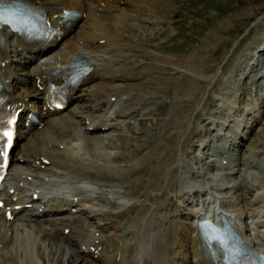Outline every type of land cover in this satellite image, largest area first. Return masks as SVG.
<instances>
[{
	"label": "bare ground",
	"instance_id": "bare-ground-1",
	"mask_svg": "<svg viewBox=\"0 0 264 264\" xmlns=\"http://www.w3.org/2000/svg\"><path fill=\"white\" fill-rule=\"evenodd\" d=\"M29 1L47 9L53 22L62 26L64 33L57 37V40L60 38L57 48L45 52L41 45L27 50L30 45L20 35L4 28V71L15 99L23 110L39 108L46 90L36 87L34 76L45 81L47 67L66 64L69 58L86 54L95 66L80 88L84 94H77V99L86 97L91 104L84 110L68 107L60 114L45 115L43 125L35 129L21 126L9 173L0 185V264L8 263L15 251L16 256L19 255L20 251L11 245L12 242L24 252V256L18 258L22 264H27L26 258L32 255L45 262L39 248L47 245L50 235L42 237V233L27 231L28 223L25 225L24 220L40 218L52 209L65 211L58 227L60 232H49L67 238L62 246L66 253L82 254L80 264H208L203 257L197 222L199 217H209L221 209L226 210L249 239L264 250V211L260 213V208L264 210V185L248 199L247 194H252L250 190L242 196L218 176L206 177L200 166L205 150L218 147L220 151L207 158L212 155L226 157L228 165L225 166L228 167L225 169L230 168L233 173L248 177L252 170L245 167L254 164L264 145L250 147V152L238 155L237 138L220 135L225 124L216 120L214 112H208L209 116L202 120V124L195 123L192 118L183 121L175 114L174 128L165 132L167 146L162 143L165 146L162 156L154 162L152 154L147 159L144 157L146 160L141 163L142 168H150L157 176L146 183L141 180L143 187L135 190L132 185L140 182L139 171L126 169L118 162L115 153L104 148L107 145L112 148V142L103 146L106 139L98 135L126 123L133 109L144 104L138 93L147 95L160 88L158 77L148 71L154 64L141 63L138 57L142 51L154 54L158 61L156 65L161 61L177 69L190 70L192 79L187 94L192 97L199 93L200 70L192 59L180 60L159 53L157 46L150 47L134 33L137 24L147 23L140 19L143 17L138 15L139 10L147 6L154 17L167 0ZM66 7H76L82 14L70 25L58 22ZM126 25L135 26L125 33ZM186 71H179L180 75H186ZM180 78L178 76L176 80ZM229 80L225 89L234 84L231 77ZM167 81L162 87L168 86ZM208 91L209 88L203 91L196 103L198 108L205 109ZM218 100L222 107H230L231 102L224 94ZM178 107L177 104L173 107L176 112ZM252 118L258 121L259 116L252 114ZM241 125L242 122L238 123L243 128ZM194 130L196 134L192 137ZM193 138L199 140L196 149L200 153L186 151L189 146H194L190 143ZM236 155L241 162L235 169L232 164ZM105 157L109 158L102 159ZM262 158L259 168H264ZM188 159L197 168L196 172L187 171ZM33 236L34 243L29 240ZM69 239H72L70 243ZM30 245H33V254L27 249ZM3 254H9L6 261Z\"/></svg>",
	"mask_w": 264,
	"mask_h": 264
},
{
	"label": "rangeland",
	"instance_id": "rangeland-1",
	"mask_svg": "<svg viewBox=\"0 0 264 264\" xmlns=\"http://www.w3.org/2000/svg\"><path fill=\"white\" fill-rule=\"evenodd\" d=\"M162 7L161 10L155 13L154 17H152V12L147 6L142 7L138 15L143 17L140 19L146 20L147 23L134 25L135 27L126 25L128 28L126 29L125 26L124 31L126 33V31L134 27V33H137V37L141 41L143 39L147 41L150 47L156 48L157 46L159 53L170 55L180 60L192 59L200 70L198 78L200 90L199 93L194 94L192 97L187 94L192 79L190 70L177 69L169 65V63H162L161 61L156 65L158 61L154 54L147 51L140 52L138 57L142 60L141 63L147 62L155 65H152L153 68L151 67V69L148 68V71L158 77L160 88L157 91L155 90L156 92L154 91V93L147 95L138 93L144 99V104H140L133 109L126 123L122 127L119 126L121 128L114 127L98 134L102 139H106L104 143L102 142L103 146L108 142H112V148L107 145L104 146L105 150L115 153L114 155L119 159L118 162L125 165L126 169L134 168L141 174L140 182L136 181L132 185L135 190L136 188L140 190L143 187V183L157 176L150 168H142L141 163L152 154L155 156L153 158L154 162L158 160V157L162 156V151L167 146L165 132L174 128L175 114H178L183 121L187 118H192L195 123L202 124V120L209 116L208 112H214L217 117L216 120L225 124L221 131L224 134L222 136L230 137L231 139L237 138L235 141L238 142L236 147L238 155L250 152V147L254 148V146L264 145V0H167V4ZM136 28L139 30L137 31ZM102 68L104 69V67ZM102 68L101 70H103ZM108 69L110 72L112 71L110 67ZM144 69L146 70V68ZM179 71H186L187 73L182 76ZM178 76H181V78L176 80ZM230 77L233 79L234 84H229L230 87L225 89L228 86L226 81ZM167 80H169L168 86L162 87L165 82H168ZM206 88H209V91L206 94V101L203 106L205 109H202V107L198 108L196 103L200 100ZM78 94L84 93L80 92ZM221 94H224L225 98L227 97L230 100L229 108H226V106L222 107L221 102L218 100ZM176 98L181 99L177 101ZM89 104L91 102L90 100L88 101V98L81 97L69 108L75 107L84 110L85 106ZM175 104L179 106L178 112L173 108ZM252 114L259 116L258 121H255L254 118H252L254 119L252 121ZM241 122V126H244L243 128L238 126V123ZM194 134H196L195 130L191 136L193 137ZM242 135L243 137L241 138L240 136ZM74 141H77V139ZM190 143L194 146H189L186 151L188 153H200L196 149V144L199 143V140L193 138ZM211 151L218 152L220 149L216 147L214 150H205L203 163L205 162L206 164L203 166L201 162L200 166L204 168L202 169L206 172V177L218 176L225 185L235 187L242 196L246 195L248 190H250L249 192L252 194H247L248 199L257 193L256 190L258 188L263 187L264 168H259L258 163L260 164L259 161L263 157L264 149L261 150L262 154L260 152L256 156L258 158H255L254 164L252 162V164L250 163L245 167L252 170L248 177L233 173L230 168L225 169V167H228L225 166L228 165V158L226 157L222 158L221 155H212L207 158ZM238 155L235 156L236 161L232 164L235 169L239 167L238 163L241 162L238 160ZM214 157H217V159L212 161L211 158ZM222 161H224V164ZM191 162L190 160L189 163L187 162V167L189 168H187V171L190 173L196 172L197 168ZM221 163L224 166H221ZM127 187H130V185ZM97 194L99 195V193ZM263 211L260 208V213ZM63 216V213L57 214L53 212L51 214L46 213L40 218L34 217L30 220L26 218L25 222L21 220L25 225L28 223L26 225L27 231L34 230L33 232L35 233H42L40 234L42 237L50 235L47 245H41L39 248L45 257V262H40L38 260L39 257L32 255L26 258L27 264H46L48 261L51 264H80L82 254L71 251L65 252L62 244L67 238H62V235L57 232L50 233L59 229ZM20 219H23V217ZM21 221L19 220L18 222ZM28 227L31 228L29 229ZM65 234L67 233L65 232ZM31 238L29 239L30 242L34 243V236ZM70 241L72 239H69L68 242L70 243ZM11 245L17 247V251H20L19 255L16 256V251L15 253L11 252L13 257H10L8 263H4L2 260V264H11L12 260H14L12 264L21 263L19 260L21 256H24V252L14 242ZM27 249L33 254V245H30ZM75 250L78 251L77 249ZM3 257L6 261L9 254H3ZM104 263L106 264L107 262L102 264Z\"/></svg>",
	"mask_w": 264,
	"mask_h": 264
},
{
	"label": "snow or ice",
	"instance_id": "snow-or-ice-1",
	"mask_svg": "<svg viewBox=\"0 0 264 264\" xmlns=\"http://www.w3.org/2000/svg\"><path fill=\"white\" fill-rule=\"evenodd\" d=\"M76 13L74 12H68L66 15L68 16H73ZM10 124H15L16 123V118L14 117L11 121H9ZM0 136L2 137H7V143L6 144H0V158L7 157L8 156V148L12 147V137H13V131H2L0 132ZM0 168H2V164H0Z\"/></svg>",
	"mask_w": 264,
	"mask_h": 264
}]
</instances>
